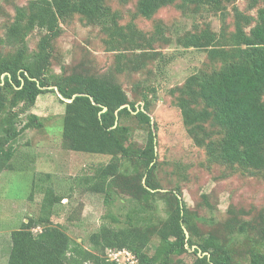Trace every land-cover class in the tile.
Returning <instances> with one entry per match:
<instances>
[{
  "label": "trees",
  "instance_id": "obj_1",
  "mask_svg": "<svg viewBox=\"0 0 264 264\" xmlns=\"http://www.w3.org/2000/svg\"><path fill=\"white\" fill-rule=\"evenodd\" d=\"M109 1L34 0L15 8L13 21L0 38L1 44L14 48L0 54V174L16 170L14 144L21 133L41 127L34 114L18 127L20 116L35 105L38 96L57 93L64 99L58 98L64 105L63 147L113 158L86 179L89 190L103 195L105 202L114 195L125 196L132 209L126 224H101L89 235L87 249L51 223V208L61 199L47 188L42 214L28 216L11 232L7 264H118L107 258L109 250L130 252L135 264H171L172 257L190 251L191 264H264V212L240 219L233 214L225 224L212 215L206 195L190 210L180 201L178 186L163 191L156 178L157 143L147 95L139 100L143 105L137 106L138 100H130L112 74H93L86 68L50 74L53 43L62 33L60 23L72 18L99 28L105 49L114 53L116 75L144 70L160 58L153 48L158 43L174 41L183 48L202 49L211 66L197 69L171 90L186 133L197 148H203L210 163L264 180V0L249 2L251 9L260 5L255 20L234 8L233 30L226 19L228 5L235 0H137L135 14L145 19L174 4L182 12L207 10L218 15V32L205 26L174 37H166L160 23L151 35L139 30L133 20L122 25L119 11ZM35 28L44 33L30 53L26 39ZM132 114L147 126L142 148L128 143L129 129L121 125L122 118ZM156 198L165 205L164 217L157 213ZM203 206L211 213L207 219L198 213Z\"/></svg>",
  "mask_w": 264,
  "mask_h": 264
},
{
  "label": "rangeland",
  "instance_id": "obj_2",
  "mask_svg": "<svg viewBox=\"0 0 264 264\" xmlns=\"http://www.w3.org/2000/svg\"><path fill=\"white\" fill-rule=\"evenodd\" d=\"M31 1L34 0H0V38L3 39L7 25L13 21L15 8L25 7ZM136 2L110 0L109 4L113 10L119 11L122 25L133 20L137 28L147 35L153 33L158 23L166 37L193 31L197 27L203 29L209 26L214 32L220 28L218 15L207 10L182 12L176 4L161 8L151 19H145L136 16ZM249 2L235 0L228 5L226 23L230 30H233L234 8L255 20L260 5L251 9ZM60 27L61 36L53 43L50 74L70 73L77 68H86L98 75L112 74L128 98L138 100L137 106L143 105L139 101L143 95L151 100L149 116L156 137L159 163L156 178L163 191L178 186L181 191L179 197L190 210L202 203L201 197L206 195L212 215L218 222L227 223L233 214L240 219L244 215L258 216L264 212V180L231 173L221 165L210 163L203 148H197L188 137L180 111L174 105L171 90L181 86L197 69L211 66L204 50L183 48L174 41L170 44L158 43L153 48L161 54L160 58L147 64L144 70L116 75L113 72L114 53L105 49L104 36L99 28L85 26L77 18L61 22ZM43 33L38 28L29 33L26 39L28 52L36 50ZM13 49L0 43L1 55ZM58 98L57 93L42 94L35 105L20 116L18 127L27 122L30 114L38 117L41 127L29 128L21 133L14 144L16 170L0 174V264H7L11 232L19 228L28 216L35 218L42 214L47 188H51L61 199L51 208V223L60 226L69 237L87 249H90L89 235L96 232L101 224L114 227L126 224V215L132 209V202L125 196L114 195L113 200L105 202L103 195L89 190L86 179L96 168L108 164L113 158L73 152L63 147L64 105ZM121 125L129 129L128 143L134 148H142L147 139V126L139 124L134 114L123 117ZM123 164L128 166L129 163L123 161ZM124 173L127 174L126 171ZM155 204L157 213L164 217L163 201L156 198ZM198 213L206 219L211 215L205 206L199 208ZM204 228L208 230L206 226ZM33 231L37 232L38 228ZM155 241L158 242L157 239ZM108 255L109 251L107 258L110 260ZM193 259L190 251L172 257L171 264H191ZM126 262L125 254L117 259L119 264H129Z\"/></svg>",
  "mask_w": 264,
  "mask_h": 264
},
{
  "label": "built area",
  "instance_id": "obj_3",
  "mask_svg": "<svg viewBox=\"0 0 264 264\" xmlns=\"http://www.w3.org/2000/svg\"><path fill=\"white\" fill-rule=\"evenodd\" d=\"M113 254H115L114 258L112 257ZM123 254H125V258H127V262L126 263H129V264H135L136 263L135 257L128 251H124V250L123 251H110L109 250V255L108 256H109L111 261L117 262L118 257L119 256H123Z\"/></svg>",
  "mask_w": 264,
  "mask_h": 264
},
{
  "label": "water",
  "instance_id": "obj_4",
  "mask_svg": "<svg viewBox=\"0 0 264 264\" xmlns=\"http://www.w3.org/2000/svg\"><path fill=\"white\" fill-rule=\"evenodd\" d=\"M49 89H51V87H49ZM55 90H56V88H54ZM59 97H60V99H63L60 95H59ZM64 100V99H63ZM67 101V100H66ZM69 102H70V100H69ZM126 106H128V105H125V106H123V107H126ZM122 107V108H123ZM104 111H106V108L104 107L103 108V110H102V112H104ZM155 142H156V140H155ZM179 199H180V201H181V198L179 197ZM185 234H186V237H188V233L185 231Z\"/></svg>",
  "mask_w": 264,
  "mask_h": 264
}]
</instances>
